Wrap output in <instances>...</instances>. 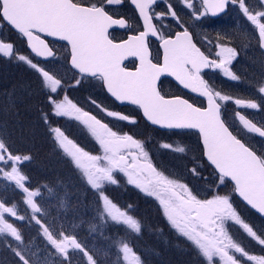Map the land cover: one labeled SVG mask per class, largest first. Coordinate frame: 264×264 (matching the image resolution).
I'll use <instances>...</instances> for the list:
<instances>
[{"label":"snow or ice","instance_id":"6c2138e0","mask_svg":"<svg viewBox=\"0 0 264 264\" xmlns=\"http://www.w3.org/2000/svg\"><path fill=\"white\" fill-rule=\"evenodd\" d=\"M130 2L143 18V30L120 40L112 36L109 30L113 26L124 28L126 21L122 18L114 19L106 8L114 3H121V0H0V21L27 37L31 53L35 57L44 58L45 63L49 58L55 61L56 55L47 40L39 34L65 41L66 59L70 58V66L74 70L81 76L98 79L115 101L136 105L142 110L143 117L153 125L168 129L194 130L201 145V158L194 163L191 171L193 175H199L197 169L203 171L211 168L218 185L217 191L210 198L202 199L187 184L165 175L151 162L145 141L135 139L129 133L114 130L95 115L84 112L67 96V88L62 78L44 67H39L28 56L18 55L17 59L25 61L42 77L41 84L47 89L46 97L51 114L56 117L75 116V119L81 120L98 142L103 155H93L75 145L74 150L70 151L67 144L72 142L65 143L67 138L59 127H50L54 142L67 153L75 168L80 170L86 185L102 201V205L97 208L98 218L102 223L109 218L134 233L141 231L142 225L138 219L124 211H113L116 205L104 192L106 182L117 183L113 176L118 170L124 173L129 184L159 201L162 214L169 225L194 245L206 264H241L232 254L233 251L249 261H255V264H264V256L249 255L233 240L226 228V221H231L260 245H264V235H257L253 227L243 221L232 202V196L238 195L251 208L264 215V152L258 154L242 142L238 135L233 134L230 130L232 125L227 122L222 114L221 104L217 102L232 98L215 91L201 76L202 69L213 68L219 69L225 77L237 80L238 77L229 67L237 56L236 50L217 45L220 49L217 53L219 59H210L197 47L188 28L185 27L174 35L165 34L152 23L157 15L150 14L155 0ZM237 2L247 19L258 29L260 46L264 48V11H250L245 0H204V5L206 12L210 10L216 15L225 11L230 3ZM185 3L189 8L193 7L190 0H185ZM168 9V14L177 17L171 4ZM158 32L162 57L156 58L151 55L148 37H156ZM0 54L5 57L16 55L14 45L0 40ZM127 57L139 59V66L135 70L123 66ZM165 73L175 77L184 88L206 97L207 105L197 106L180 96L169 97L162 94L157 82ZM75 82L78 85L80 80ZM258 91L264 94V84L260 85ZM90 102L108 117L136 123L135 117L108 110L95 100ZM234 103L245 109H261V105L253 100L235 99ZM235 115L239 117V123L247 133L264 138V127L257 126L239 111ZM42 119L45 124L51 125L48 113L43 114ZM163 147L170 149L172 145L164 144ZM176 151L184 153L186 149L179 147ZM30 159L28 155L13 154L10 146L0 139V173L15 181L22 194H25L22 202L31 210V219L41 228L47 242L64 257L65 264H71L69 249L79 250L86 257V264H97L94 256L85 250L75 236L66 235L62 231L54 234L37 218L43 212L34 198L39 197L41 192L30 190L28 176L18 167L23 161ZM5 167H10L11 170L4 171ZM142 176L145 180H141ZM228 184H232L231 192L220 194L219 187ZM209 191L211 192V188ZM6 217L24 219L23 216H18L17 205L9 206L0 201V234L7 233L15 241L23 243L20 231ZM118 251L123 253L126 261L130 253L133 261H139V257L127 243H123ZM13 252L19 264H29V259L22 250L14 249Z\"/></svg>","mask_w":264,"mask_h":264},{"label":"trees","instance_id":"16d2710c","mask_svg":"<svg viewBox=\"0 0 264 264\" xmlns=\"http://www.w3.org/2000/svg\"><path fill=\"white\" fill-rule=\"evenodd\" d=\"M4 29L10 34V42L14 45L16 54L23 51V54L33 59L39 67L49 63L40 62L33 57L27 51L21 36L5 24L1 31L3 37L5 36ZM64 63L75 76L66 60ZM262 70L264 72L263 67ZM41 80L42 77L35 69L26 62L18 60L15 55L5 57L0 54V139L10 146L13 154L31 157L18 167L28 176L30 190L41 192L35 200L42 208L43 215H38L37 218L41 219V222L48 226L54 234L62 231L66 235L75 236L85 250L94 256L97 264H121L118 249L123 243H127L132 252L139 257V264H206L194 245L169 225L162 214L159 201L155 197L146 195L137 187L125 183L121 175H116L117 183L104 185V192L121 211L138 219L142 225L141 231L138 234L134 233L126 226L111 222L110 219L103 223L100 221L97 208L102 205V201H99L96 192L86 185L80 170L75 168L70 157L54 142V134L50 131V127H59L64 135L74 140L75 143L94 152L87 146V142H82L78 136V132L85 131L84 126L62 116L56 117L51 114L52 110L46 97L47 89L42 87ZM65 86L67 88L68 85L65 84ZM99 87L102 90L100 85ZM73 93L69 92L72 96L69 99L75 102L77 99L74 95L83 94V85L76 84ZM245 93L243 92L244 95L241 97L250 99ZM192 100L197 104L202 103L199 99L193 98ZM110 102L112 108L115 107L121 111V114L135 117L136 124H134L133 133L146 137L154 135L164 139L182 138L194 144L191 165L201 158L198 136L194 132L155 130L143 122L139 114L131 115L129 111L134 110L133 108L115 105L111 100ZM77 103L82 108L90 110L83 106V103L79 101ZM45 113L49 114L51 125L45 124L42 119ZM127 130L131 133V123L127 124ZM142 130L146 134H143ZM137 137L140 138V136ZM9 169L10 167H5L4 171H9ZM206 171L209 177L202 175L206 172L200 169V178L196 177L197 181L207 184L213 178V184L205 186L208 195L210 194L209 189H213L212 195L217 191L218 185L212 169L206 168ZM190 173L193 175L192 171ZM3 176V173H0V201L9 206L17 205V213L24 219L13 221L14 226L21 233L23 243L20 242L15 246L16 242L5 240L0 236V264H19L18 258L14 255V249L22 250L29 259V264H65L64 257L60 256L47 242L41 228L31 219L30 209L22 202V191L7 182ZM227 187L231 189L232 186L228 184ZM232 198L243 221L253 227L258 235H264V221L235 196ZM228 232L234 239L239 240L240 238L247 242L244 249L249 255L264 256V245L257 242L253 244L250 238L239 234L236 237L231 225L228 227ZM68 253L71 264H86V257H83L79 250L69 249ZM237 258L243 264L247 262L239 255Z\"/></svg>","mask_w":264,"mask_h":264},{"label":"rangeland","instance_id":"374dc122","mask_svg":"<svg viewBox=\"0 0 264 264\" xmlns=\"http://www.w3.org/2000/svg\"><path fill=\"white\" fill-rule=\"evenodd\" d=\"M117 12H123V11H129V8L127 7V5L124 6V8H118V10H116ZM2 21H0V40L4 41V42H10V34L7 33L8 31L6 29H4L5 31V38L1 35V31L3 29L2 27ZM7 31V32H6ZM13 38V37H11ZM11 43V42H10ZM53 47L56 50V60L55 61H51L46 65H43L41 67H44L46 70H49L51 73H54L57 75L58 78H62L64 83L67 84V96L68 97H72L69 92L73 93V88L74 86H76V80H80L79 84L83 85V94H76L74 95V97L81 103H83V106H85L86 108H89L91 112L95 113L97 116H99L103 121H105L106 123L109 124L110 127H112L114 130H119L125 133H128L127 130V122L124 121H120L111 117L106 116L101 110L100 108H97L95 105H93L90 101L91 100H95L98 104H100L102 107L107 108L108 110H112V111H116L121 113V111H119L118 109H116L114 107V109L112 108V104L109 100V98H107L104 95V90L100 89L99 85L101 86V83L98 79L96 78H89L86 79L87 77H83L80 74H75V76H73L71 74V72L68 70V67H66L64 60L65 56H66V49L64 46L62 45H53ZM15 51V50H14ZM220 49H217V52H219ZM16 53V52H15ZM20 54H16L15 56L18 55H24L23 51L19 52ZM27 56V55H25ZM19 60V59H18ZM25 62V61H24ZM230 67V66H229ZM231 71L233 73H235V71L233 70L232 67ZM216 72H218V74L222 77H225L223 75V73L219 70V69H215ZM263 71V70H262ZM261 70H259V76L255 79H253V81H248V82H244L245 84L241 85L240 83H237L231 79H229L228 77H225L227 79H225L223 82L219 81V80H215V91H219L221 92V94L223 95H228L230 96L232 99L229 101H221L223 107H224V112L227 116V114L229 116V120L231 119L233 121V123L236 124V118L238 121V116H236V112H240V113H244L246 114L247 117L253 119L255 121H258V123L260 125H262V127H264V94L260 93L258 91L259 87L261 84H264V73H262ZM99 81V82H98ZM228 82V83H227ZM66 87V86H65ZM102 87V86H101ZM162 87L164 89H166V91L171 92L172 91V87L170 86L169 83L166 84H162ZM70 90V91H69ZM175 91V90H173ZM237 92H246L245 94L247 96L250 97V99H246V98H242L241 96L243 94L238 93ZM65 93H61V95H64ZM74 94V93H73ZM235 99H242V100H253L255 102H257L258 104L261 105V109L260 110H251V109H245V108H241L237 105H235L234 101ZM73 102L74 104L77 105V107L81 108L83 111H85L84 108H82L77 102L78 101ZM116 105V104H115ZM227 110V111H226ZM131 113V115H135L137 116L139 113L136 109L129 111ZM64 118L69 119L72 122H78L81 123L80 120L75 119V116L72 117H68V116H62ZM228 121V119H227ZM144 122V121H143ZM229 122V121H228ZM136 124V123H134ZM134 124H131V135H133V131H135V127ZM237 125V124H236ZM237 127L239 128V132L241 133V135L243 136H249L252 140H254V144L258 147V150L260 152H264V142H261L257 139H255V137H253V135L251 136V134L247 133L246 130L243 129L242 125H237ZM80 131V129H78ZM85 131L83 132H78V136L81 139L82 142H87V146H89L90 148L93 149L94 152L89 151L87 148H83L85 151L93 154V155H103L102 150L100 149V146L98 144V142L95 140V138L91 135L90 130L84 126ZM143 134H146V132H144L142 130ZM67 140L65 141V143L67 144L68 141H71V144H67L69 150H74L73 145L78 146L80 148H82L80 145H78L77 143H75L74 140H72L71 138H69L68 136L64 135ZM137 136H140L142 141H145V148L146 150L149 152L150 155V159L151 162L157 167L158 170L162 171L161 169H163V172L165 173V175H168L170 178L175 179L180 181L181 183L187 184L189 188H191L189 186V184H191L195 189L194 192L198 193L199 196H201L202 198H210L211 196V192L208 195V190L205 186H210L211 184H213V178L210 180V182L207 183H201L199 181H197V177L200 178V173L199 175H192L190 173V171L193 169L194 165H191V157L193 155V145L194 144H190L189 141L184 140L182 138H176L174 137L173 139H164V138H158L157 136L151 135V136H144L141 134H135L134 133V138L136 139ZM155 142V144H154ZM56 143V142H55ZM57 146L63 151V149L60 147V145L58 143H56ZM164 144H170L172 145V148H165L163 147ZM179 147H184L186 149V151L184 153H180L178 151H176V149H178ZM64 152V151H63ZM65 153V152H64ZM67 155V153H65ZM172 158V161H171ZM174 158V159H173ZM176 164V165H174ZM11 170V168L9 169V171ZM206 174H202L206 177H209V175H207V171L206 169H204ZM197 172H199V169H197ZM116 175H121L122 180L129 184L127 182V177L124 175V173H120L118 170L115 171L113 179L115 181H117L116 179ZM5 178V180L9 183H11L12 185L15 186L16 189H19L16 184L15 181L9 180L7 178V176H3ZM141 180H145V177H141ZM189 183V184H188ZM112 183H107L105 185H111ZM132 185V184H131ZM134 187H136L135 185H132ZM139 190H141L140 188H138ZM192 189V188H191ZM193 190V189H192ZM213 190V189H212ZM211 190V191H212ZM232 190L227 186L225 187H219V192L220 194H227L230 193ZM22 191V190H21ZM142 191V190H141ZM25 198V194H23V200ZM200 198V197H199ZM35 199V198H34ZM233 199V198H232ZM36 201V200H35ZM37 203V201H36ZM38 204V203H37ZM113 211H121L117 206L116 208L113 209ZM31 212V210L29 211ZM20 216V215H18ZM10 223H13L14 220H19L20 219H16L14 217H6ZM109 218H106V220ZM111 221V220H110ZM112 222V221H111ZM14 225V223H13ZM229 225L232 226V228L235 230L236 233V237L239 235L248 237L252 240L253 244H256L255 242H257L254 238L250 237L240 226L236 225L235 223L231 222V221H226V228L228 230ZM229 233V232H228ZM232 236V234H230ZM258 235V233H257ZM0 236H2L5 240L9 239L12 242H16L15 246L18 245V243L15 241V239L13 237H11L9 234L5 233V234H0ZM233 238V236H232ZM233 240L235 242H237L241 247L245 248L247 246V242L243 241L239 238L238 239H234ZM258 243V242H257ZM122 247V245L120 246V248ZM120 254V262L121 264H139L136 261H133L132 258V254H129V259L126 261L123 259V253L119 252ZM232 254H234L236 257L239 255L241 257V259L247 261L244 264H255V261H249L247 260L246 257L241 256L239 253H235L234 251L232 252ZM60 256H62L61 254H59ZM218 259V258H217ZM243 264V263H241Z\"/></svg>","mask_w":264,"mask_h":264},{"label":"flooded vegetation","instance_id":"af4514ba","mask_svg":"<svg viewBox=\"0 0 264 264\" xmlns=\"http://www.w3.org/2000/svg\"><path fill=\"white\" fill-rule=\"evenodd\" d=\"M190 2L193 4L192 8L187 6L185 0H155V3L150 9V14L155 13L157 15L154 16L152 23L165 34L172 33L174 35L175 32L182 31L185 27L188 28L197 47L213 60L219 59L217 56V49H219V47H217V45L234 48L237 52V56L229 66L233 68L235 71L234 74L238 77L235 82L243 85L245 84L244 82L253 81V79L257 78L259 76V70L262 71V67L264 68V53L259 47L257 28L244 15L242 9L239 7V3H230L225 11L215 16L210 10L206 12L204 0H190ZM245 3L250 11H264V0H245ZM169 4H171L172 10L177 13V17L174 18L168 14ZM125 5L129 8L128 12L116 11L118 8H124ZM106 10L110 15H113L114 19L122 18L126 21V26L124 28L119 27L110 30L111 35L116 37L117 40L126 39L127 35L138 34L139 31L143 30L142 21L130 0H121V3H114L107 6ZM161 13L165 15L159 16L158 14ZM159 34L158 32L156 37H152L151 35L148 37L151 55L156 58L162 57ZM52 45L56 46L60 45V43L52 42ZM127 64L128 68H134L137 61L131 59ZM262 73L264 72L262 71ZM201 76L214 90L216 79L222 81V83L226 82L224 80L227 79L220 76L213 68H208L201 72ZM162 82L164 84L169 83L172 87L171 92L164 89L165 93H182L174 86L171 80L163 79ZM238 93L243 94V92H237V94ZM190 97L193 98L192 96ZM218 102L220 104L222 103L219 100ZM221 106L223 105L221 104ZM222 114L226 120L228 119L229 122H227L232 125L231 130L233 134L238 135V138H241L247 146L257 151L258 154L261 153L254 144V140L249 136H242L239 132V128L237 127V125H240L239 118L238 121L237 118L235 119L236 125L231 119L229 120L230 114L226 116L224 108L222 109ZM241 114L246 116L244 113ZM251 120L262 127L258 121L254 120V117ZM252 135L255 137L254 134H251V136ZM255 139L264 142L263 139L258 137H255Z\"/></svg>","mask_w":264,"mask_h":264},{"label":"water","instance_id":"95a60500","mask_svg":"<svg viewBox=\"0 0 264 264\" xmlns=\"http://www.w3.org/2000/svg\"><path fill=\"white\" fill-rule=\"evenodd\" d=\"M136 8V7H135ZM137 9V8H136ZM137 11H138V14H139V10L137 9ZM222 13V12H221ZM218 14H220V13H218ZM218 14H216V15H218ZM215 15V16H216ZM141 18V21H142V23H143V18L142 17H140ZM5 24H7V23H5ZM8 25V24H7ZM14 32H16V33H18V34H20L23 38H24V40H25V42H26V46H27V48H28V50L30 51V53H31V49H30V47H29V45H28V41H27V37H24L21 33H19L17 30H15L14 28H12L10 25H8ZM116 28H119V26H113L111 29H116ZM110 29V30H111ZM109 30V31H110ZM39 35H41V37L43 38V39H45V40H47L46 38H48V39H51V40H56V41H62V40H60L59 38H54V37H49V36H47L46 34H39ZM257 35H258V38H259V31H258V29H257ZM62 42H64L65 44H66V42L65 41H62ZM67 45V44H66ZM50 47V46H49ZM259 47H260V50L264 53V48H262L261 46H260V39H259ZM162 48V47H161ZM54 51V50H53ZM33 56H35L33 53H31ZM37 58H39L41 61H44V58H41V57H37ZM50 59V58H49ZM130 59H135L136 61H137V65H136V67L137 66H139V59L137 58V57H127L124 61H123V65H124V63L125 62H127L128 60H130ZM68 63H69V66H70V58H69V61H68ZM71 67V66H70ZM72 68V67H71ZM73 69V68H72ZM208 68H205V69H202L201 70V72H203V71H205V70H207ZM74 70V69H73ZM129 70H135V69H129ZM75 72H77L78 73V71H76V70H74ZM162 78H170L171 80H173V82L179 87V88H181L183 91H185L186 93H188L189 95H191V96H193V97H196V98H199V99H201V100H203V102H204V106H206L207 105V98L206 97H203V96H201L199 93H193V92H191V90L190 89H186V88H184L182 85H180L179 84V82L178 81H176L175 80V77H172V76H170V75H168V74H164V75H162V77H161V79ZM160 79V80H161ZM160 80L157 82V84L159 85V82H160ZM104 89H105V91H106V88L104 87ZM106 93H107V91H106ZM109 96H110V98L112 99V100H114L115 101V99L109 94V93H107ZM169 97H171V96H169ZM182 98H184V97H182ZM184 99H186V98H184ZM190 101V100H189ZM117 104H119V105H130V106H134V107H137L136 105H132L131 103H129V102H124V103H121V102H117V101H115ZM191 102V101H190ZM138 108V107H137ZM139 109V108H138ZM140 110V109H139ZM87 112V111H86ZM90 113V112H89ZM140 113H141V117L143 118V120L148 124V125H150L151 127H153V128H156V129H158V130H162V131H179V130H181V129H168V128H164V127H161V126H158V125H153L151 122H149V121H147L146 120V118H144L143 117V115H142V110H140ZM91 115H93L92 113H90ZM99 119V118H98ZM81 121V120H80ZM81 123H82V121H81ZM83 124V123H82ZM84 125V124H83ZM86 126V125H85ZM257 126H259V125H257ZM87 127V126H86ZM191 131H194V130H191ZM255 136H257V137H259L258 135H256V134H254ZM259 138H261V137H259ZM261 139H263L264 140V138H261ZM239 199H240V201L243 203V204H245L249 209H251L253 212H255L258 216H260L261 218H263L264 219V215H262V214H260L259 212H257L255 209H253V208H251V206L250 205H248L245 201H243V199L242 198H240L238 195H236Z\"/></svg>","mask_w":264,"mask_h":264}]
</instances>
